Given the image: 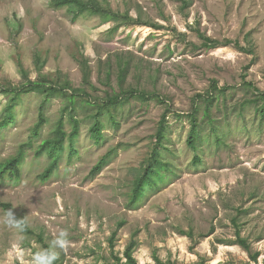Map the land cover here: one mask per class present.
Listing matches in <instances>:
<instances>
[{"label": "rangeland", "instance_id": "rangeland-1", "mask_svg": "<svg viewBox=\"0 0 264 264\" xmlns=\"http://www.w3.org/2000/svg\"><path fill=\"white\" fill-rule=\"evenodd\" d=\"M97 1L132 20L90 13L74 20L52 0H0V119L14 98V117L0 132V161L28 144L20 178L0 183V216L10 205L31 230L0 222V264H31L60 230L70 242L57 249L60 264H108L112 250L123 256L132 239L138 264H158L155 255L167 264H264V99L250 101L264 93V0ZM199 33L238 40L254 53L233 43L209 47ZM121 61L130 67L123 81ZM44 78L71 88L49 98L14 93ZM214 83L226 90L214 92L209 121L198 95ZM129 89L136 94L101 114L97 141L91 127L99 101ZM196 103L202 124L194 150L187 139ZM41 111L46 123L33 138ZM71 115L78 135L66 137L58 169L44 180L51 157L37 149L60 118L70 136ZM163 116L166 138L157 155L165 165L157 183L130 203ZM235 221L251 253L235 242Z\"/></svg>", "mask_w": 264, "mask_h": 264}, {"label": "trees", "instance_id": "trees-1", "mask_svg": "<svg viewBox=\"0 0 264 264\" xmlns=\"http://www.w3.org/2000/svg\"><path fill=\"white\" fill-rule=\"evenodd\" d=\"M52 2L54 7L56 8L67 7V10L73 14L74 20H76L80 15L84 13L99 15L106 21L114 20V21H120L122 23L132 20L128 14H122L120 12L114 11L111 8L104 7L100 5L97 0H87V1L86 0H52ZM199 34L204 39V44L209 47H217L220 44L228 45L230 43H233L241 51L254 53V50L252 48H247L241 45V43L238 40L236 41L226 40L222 42L213 39L211 37H208L203 33H199ZM119 67H120L119 76L121 81H123L126 78V75L130 68L129 62L121 61L119 63ZM85 77L86 80H88L89 78L88 73L86 74ZM247 85H249L250 87L254 86L251 82H248ZM67 88H71L69 83H65L63 85H55L53 82L44 78V79H39L37 81H30L29 83L25 84L22 88L15 90L14 93L17 94L19 92L38 91L45 94L49 98L58 93H65L66 92L65 90ZM225 90L226 87H219L216 83H214L212 85V88L209 89L206 92V94L198 95L199 100L202 99L205 102H207V106L205 108L204 114L208 116L209 121H213L212 116H210V107L215 99L214 92L217 91L225 92ZM135 94H136V90L129 89L126 90L125 92H122L121 94L116 93L113 95H109L106 97L105 100L99 101L96 112L94 114V123L92 124L91 127L93 137L97 141L103 137V132H102L103 121L101 118V114L103 113V111L105 110L110 111L113 106L122 102L123 98L127 99L129 96H134ZM139 95L144 99L148 98L147 95H145L144 93H139ZM70 97L74 98L73 95H71ZM261 99H264V93L261 96L256 97L255 99H251L250 101L259 103ZM89 102L91 103L92 101L89 100ZM199 114H200V107L199 104L196 103L193 107L192 112L189 113L190 130L187 139L188 145L194 150L198 149L199 141L201 139L202 123L199 119ZM71 116L74 126L72 132L70 133V136H68L66 130L64 129V119L60 118L58 125L55 128L54 136L43 139L37 149L38 155L49 153L51 157V161L49 165L45 168V170L43 171L40 177L44 180L49 179L52 176V174L58 169L60 157L65 149L66 137H70L71 140H73L78 135L80 122L74 115ZM13 117H14V98L12 99V101H9V103L5 108L4 116L0 119V132L4 127H6L11 122L10 119H12ZM45 123H46V117L44 115V112L41 111L39 121L35 126V128L33 129V138L40 134L41 129ZM166 127H167L166 117L163 116L158 131L156 133L157 147L154 148L151 159L149 160V163L145 167L143 175L141 177H138L134 183V187L130 197V203L133 204L137 203L139 199L143 196L146 188L148 186L155 185L157 183V178L161 175L160 168H163L165 164L162 163V160L159 158V155L157 154L159 153L158 148L163 147L162 142L166 138V131H167ZM216 137L217 139L220 140L217 134ZM26 145L28 144L26 143L22 145L20 152L16 156L10 157L4 161H0V183L4 182L5 180H13V179L16 180L20 178L21 167L25 157ZM72 146L73 145H71V149ZM109 155L110 152L105 154L98 161V163L92 169V174L99 172L106 165ZM195 161H197V163L201 162L198 155L195 157ZM7 207L9 209H12L10 205H7ZM17 217L20 218L19 216ZM235 226L237 227V231H236L237 239L235 242L251 253L252 252L251 244L247 238L241 235V231L237 221H235ZM24 231L30 232L31 230L27 226V228ZM183 234L188 235L191 238H194V234L191 231H183ZM115 236H116V232H114L113 236L111 237V243L114 242L113 240ZM136 247H137V241L135 239H132L129 245L127 246L125 252L123 253V256L114 253V251L112 250L111 257L107 259L108 264H138V260L134 255V251ZM155 260L157 261L158 264H167L162 259H160L158 255H155ZM54 264H60L59 259H57L54 262Z\"/></svg>", "mask_w": 264, "mask_h": 264}, {"label": "clouds", "instance_id": "clouds-1", "mask_svg": "<svg viewBox=\"0 0 264 264\" xmlns=\"http://www.w3.org/2000/svg\"><path fill=\"white\" fill-rule=\"evenodd\" d=\"M0 222L21 232L27 228L25 220L18 218L14 209L5 211L0 216ZM69 243L67 230H60L58 234H53V239L50 241L47 249H41L33 255L31 264H54L59 256L57 249L66 251Z\"/></svg>", "mask_w": 264, "mask_h": 264}]
</instances>
